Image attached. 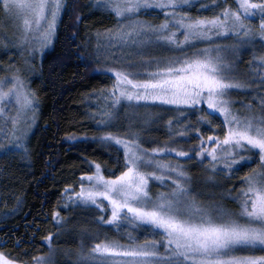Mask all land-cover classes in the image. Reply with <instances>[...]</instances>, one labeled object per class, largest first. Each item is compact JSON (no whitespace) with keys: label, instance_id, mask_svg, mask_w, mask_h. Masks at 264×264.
I'll list each match as a JSON object with an SVG mask.
<instances>
[{"label":"snow or ice","instance_id":"6c2138e0","mask_svg":"<svg viewBox=\"0 0 264 264\" xmlns=\"http://www.w3.org/2000/svg\"><path fill=\"white\" fill-rule=\"evenodd\" d=\"M95 3L117 18L114 28L104 33L109 49L128 43L143 44L138 39L141 36L154 37L176 47L192 41L207 42V46L190 56L145 59L142 70L136 72L107 68L114 75V83L110 90L101 92V98L111 103H105L98 111V125H107L113 109L122 101L134 107L173 106L181 115L188 111L197 114L195 125L188 124L175 134L194 132L199 144L188 150L171 146L144 149L138 138L124 139L112 132L100 137L101 141H114L123 147V170L118 175L105 176L101 165L94 163V171L81 175L78 190L71 185L65 187V207H94L99 213L97 225L115 226L119 230L126 222L133 230L142 228L147 235L143 243L131 236L128 244L101 241L91 248L87 259L99 257L108 264H264V254H241L264 253V117L241 116L233 110L230 93L249 84L236 77L234 65L221 55L235 53L251 44L255 36L264 40V0H238L237 9L225 7L211 17H192L188 11H181L185 6L190 7L192 0H95ZM211 3L215 5L216 0ZM62 7V0H0V14L22 22L23 35L19 42L27 44L33 56L51 43ZM200 7L207 5L201 3ZM148 9L163 10L164 21L159 25L141 21L137 14ZM257 16L258 28L254 29L248 21ZM181 29L182 40L177 37ZM229 36L235 38L234 43L217 42ZM258 59L264 65V56ZM260 76V83L264 84V72ZM6 97L9 102L14 99L25 112L34 106V97L24 89L19 76L0 78V102ZM259 99L264 107V97ZM216 114L223 117L226 131L222 138L215 133L205 135L207 130L201 128V125H208L209 130L215 127ZM18 116L19 110L17 116H9L7 108L0 103L3 122L0 133L10 121L12 134L16 135ZM0 149L20 150L19 137L7 148L0 144ZM168 153L198 159L201 164L207 160L213 172L229 177L244 164H251L256 156L258 167L245 175L238 194L233 197L239 205L233 212L206 207L193 198L188 170L180 163L159 158L158 154ZM150 180L158 181L168 190L152 194ZM228 195H232L231 191ZM52 219L57 225L63 222L58 211L52 213ZM44 239L51 249L52 234ZM33 259L34 264H51L42 256ZM0 264L24 262L9 259L0 252Z\"/></svg>","mask_w":264,"mask_h":264},{"label":"trees","instance_id":"16d2710c","mask_svg":"<svg viewBox=\"0 0 264 264\" xmlns=\"http://www.w3.org/2000/svg\"><path fill=\"white\" fill-rule=\"evenodd\" d=\"M201 3L207 7L201 8ZM232 4L233 0H216L215 5L211 0H198L187 11L194 17L200 14L211 17ZM145 18L154 21L151 17ZM255 18L249 19L254 22L251 25L254 29L259 22ZM116 23L114 14L95 10L93 0H64V13L53 47L44 54L32 76L25 79L36 102L34 131L26 143L23 161L22 153H18L12 160L0 164V252L10 259L32 264L34 257L63 251L73 263L71 256L88 251L105 239L128 244L131 236L144 242L147 233L142 228L131 230L126 222L119 230L115 226H100L96 224L99 215L96 208L65 207V187L71 185L78 190L81 175L94 171V163L101 165L105 176L118 175L123 170L122 151L112 142L100 140L105 132L124 139L138 138L144 149L171 146L188 150L196 146L193 135L179 139L175 133L184 129L186 122L195 125L197 115L186 121L179 112L162 106L143 107L136 112L122 106L113 109L107 125H98V111L105 103H111L101 98V92L110 90L113 84L107 68H126L128 63L139 61V56L126 55L114 60L104 57L101 46L105 30L114 28ZM234 40L229 36L218 43L232 44ZM260 56H264V40L255 36L251 44L240 47L229 61L234 65L236 77L249 84L230 93L233 110L241 116L264 117L259 99L264 97V84L260 83L264 65L258 59ZM2 74L4 71L0 70ZM249 104L251 108L245 107ZM133 113L140 116H132ZM201 128L213 133L222 127L217 124L210 130L208 125ZM256 157L230 177L222 172L212 173L211 189L219 192L207 204L221 208L224 205L223 209L235 212L237 206L230 197L237 195L244 176L258 167L254 163ZM185 166L197 182L206 180L207 168L203 164L191 159ZM218 185L219 190L214 189ZM54 211L63 218L60 225L52 219ZM49 233L52 234L51 249L44 239ZM56 264L66 262L59 257Z\"/></svg>","mask_w":264,"mask_h":264},{"label":"rangeland","instance_id":"374dc122","mask_svg":"<svg viewBox=\"0 0 264 264\" xmlns=\"http://www.w3.org/2000/svg\"><path fill=\"white\" fill-rule=\"evenodd\" d=\"M197 1L198 0H192L191 6L193 4H195V2L197 3ZM233 1H234V4H232L231 7H227V8H230V9H237L238 8V0H233ZM222 3H224V1H222ZM62 4H63V7L61 9L60 15L58 16L57 23H56V30H55V33L52 37L51 43L48 44L44 49H41L35 56H33L31 54V51H30L27 44H22L19 42L20 38L23 35V32L21 30V23L22 22L18 19H15V18L3 17V14H0V18H1L0 19V28H1L0 29L1 30V33H0V70L4 71V74L0 75V78L11 79V77H13V76H19L22 80L24 89L31 95V93H30V91H29V89L25 83V79H27V78L29 79L32 76L36 66H38V64L40 63L44 54H46L53 47L55 37H56L57 28L59 26V22L61 20V17L64 13V0H62ZM93 6H94L95 10H103V11L112 13L109 10H105V9L100 8V7H97L95 0H93ZM190 7L185 6V8L182 9L181 11H187ZM163 12L164 11L160 10V9H148V10H141L140 13H138L137 15L141 21H146V22L151 23V24L159 25L165 19ZM189 14H190V16L194 17L193 15H191L190 12H189ZM199 16H204V14H200ZM145 17H151V19H153L154 21H149ZM254 18L255 17H250L249 19H254ZM256 18H259V17L257 16ZM256 18H255V20H256ZM248 22L251 25H254V22H252V21H248ZM182 31L183 30L181 29L180 31L177 32V37L180 40L183 39ZM138 39L143 40L144 43L143 44L128 43L127 45H124V46L115 45V46H112L111 49H109L108 42L104 36L103 46H101V47H103L104 57L107 58L108 60H114L113 56L115 57V59H118L119 57H126V55L139 56L138 62L133 63V64L128 63L126 65V68L129 71L136 72V71L142 70V64L144 62L142 57L143 58L155 57L158 59H164V58L183 57L184 55L190 56V55H192V53L194 51H197L199 49H203L207 46V42H201V41H192L189 44L183 45L182 47H176L173 45H169L164 41H157L154 37L149 39L146 36H141V37H138ZM223 40H220V41H223ZM237 52L238 51L233 53V52L229 51V52L221 53V55L225 58V60L228 57V59L226 61L229 62L230 59L233 57V55H235ZM141 54H143V55H141ZM213 55H215V53H213ZM109 74L113 77V83H114V75L110 72H109ZM0 103H2L3 106L7 108L9 116H17V113L19 110L18 123L16 125V135L12 134V126H11V123L9 121L8 125L4 126L6 128V130L4 132L0 133V144L4 145L5 148H7L10 144H15L17 137H19V143H20V150H17V151L4 152L3 149H0V164L4 163L7 159L12 160L14 155H17L18 153H22L21 154L22 155L21 161H23L24 157L26 156V154H25V148L27 147L26 143H28L29 137L32 134V132L34 131V127L36 124V111H37L36 110V102L34 100V106L32 107L31 110H27L26 112H25V110L20 109V106L16 104L14 99H11V102H9V98L6 97L4 99V101H2ZM133 103H135V102H133ZM143 103L144 102H141V104H143ZM122 106L123 107L127 106L130 109H133L134 112L143 108V107L130 106L129 102L122 101L121 104L117 105L114 109L120 108ZM149 107H152V106H149ZM162 107H166V108H170V109L174 110L173 106H162ZM200 107L206 108L207 106L201 105ZM179 114L180 113H178V115ZM193 114H196V113L188 111L182 116L186 118V121H190V120H192L191 117L193 116ZM132 116L139 117L140 115L133 113ZM247 116H249V115H247ZM196 119H197V116H196ZM222 121H223V117H220L219 114H216V117L214 118V122L216 125L220 124L222 128L218 131L215 129V131L213 133L221 136V138L223 136V132L226 131V129L224 128V126L222 124ZM185 125L187 127L188 123L186 122ZM0 126H3L2 121H0ZM207 134H212V133H209L207 130V131H205V135H207ZM189 135H193L194 138L196 137V133L191 132V131L187 132L183 136H180V135H176V136L179 139H185ZM112 143L115 144L114 141H112ZM195 143H196V145L199 144V140L196 138H195ZM116 146L123 153V147L120 145H116ZM158 155H159V158L164 159V160H166L172 164L180 163L185 169H186L185 163L187 161H190L189 159H186V158L176 157L175 153H168L167 155H165V154H158ZM190 155H191V153H190ZM194 161L198 162V159H194ZM257 161H258V156L254 160L255 165L258 166ZM203 165L207 168L206 169V171H207L206 172L207 173L206 180L201 179V181L197 182L195 177H192L189 175V181L190 182H189L188 186L190 189L191 196L193 198H195L200 204L208 207L212 203V202H210L211 197H214V196L216 197L217 192H219V191L216 192V191H213L211 189L212 188L211 184L213 183L212 182L213 181L212 173L215 174V172H213V170L208 167V161L207 160L204 161ZM247 167L248 166H246V168ZM247 169H250V168H247ZM1 173H3V172L1 171ZM242 175H244V174H242ZM80 181H81V178H80ZM168 183H171V181H168ZM149 184H150V190H151L152 194H155V193L160 192V191H167L168 190L167 188H162L158 181L150 180ZM219 186L220 185L215 186L216 188H214V189L219 190V188H220ZM198 187H203V189L204 188H206V189H204V191H202V190L198 189ZM1 188H2V190H4L3 186ZM0 191H1V189H0ZM238 192H239V190H238ZM233 197H235V196H231L230 200L235 202V204L237 206V209H236V211H237L239 205L233 199ZM1 202H2V200L0 198V205H2ZM208 202H209V205L207 204ZM80 207L93 208V207H85L83 205H81ZM222 208H224V205L222 206ZM128 227H129V229L131 228V230H133L132 226H128ZM105 240H107V239H105ZM105 240H103V241H105ZM115 241H117V240H115ZM48 244H49V242L45 240V245H48ZM121 244H125V243H121ZM92 247H90L88 251H81L80 253H76L75 257L71 256L72 258H74L73 263H71V261L66 258L65 252H63V251L62 252L53 251L51 254L45 255L42 257H44L46 260H50L51 264H56L57 261L59 260V257L64 259L66 264H108L107 261L102 260L99 257H97L95 260L87 259V257L90 254V250ZM160 251L164 252V249L161 248ZM241 254L262 255L264 253H262L260 251H255V252H245V253H241ZM32 264H34V262Z\"/></svg>","mask_w":264,"mask_h":264},{"label":"flooded vegetation","instance_id":"af4514ba","mask_svg":"<svg viewBox=\"0 0 264 264\" xmlns=\"http://www.w3.org/2000/svg\"><path fill=\"white\" fill-rule=\"evenodd\" d=\"M16 246H17V247H19V245H18V244H16ZM1 247H4V244H2V245H1Z\"/></svg>","mask_w":264,"mask_h":264}]
</instances>
